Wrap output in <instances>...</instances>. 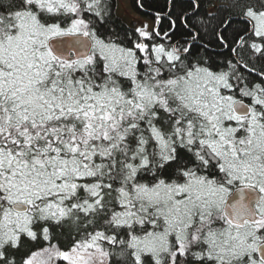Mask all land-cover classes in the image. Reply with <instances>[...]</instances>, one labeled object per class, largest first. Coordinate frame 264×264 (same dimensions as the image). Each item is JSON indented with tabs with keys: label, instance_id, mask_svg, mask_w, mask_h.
I'll return each mask as SVG.
<instances>
[{
	"label": "snow or ice",
	"instance_id": "obj_1",
	"mask_svg": "<svg viewBox=\"0 0 264 264\" xmlns=\"http://www.w3.org/2000/svg\"><path fill=\"white\" fill-rule=\"evenodd\" d=\"M198 10L131 47L99 34L105 0L0 11V264L24 236L48 245L21 264H264V70L194 55L209 33L236 52L230 19ZM243 16L264 57V10ZM81 219L71 248L51 243Z\"/></svg>",
	"mask_w": 264,
	"mask_h": 264
},
{
	"label": "trees",
	"instance_id": "obj_2",
	"mask_svg": "<svg viewBox=\"0 0 264 264\" xmlns=\"http://www.w3.org/2000/svg\"><path fill=\"white\" fill-rule=\"evenodd\" d=\"M20 0H0V11H6L9 6H19ZM106 4L110 5V18L105 22L97 24L99 34L105 39L116 38L118 42L131 47L133 41L137 39L134 24H127L116 14L117 0H105ZM133 8L141 15L154 19L156 15H160L161 23L159 25L160 31L163 33L170 30L169 20L178 16L187 14L191 16L193 9V0H131ZM218 3L212 12L208 11L210 7ZM247 7H252L256 11L264 10V0H199V10L195 17H191L192 22L196 23L198 17L203 18L208 14H217L220 21L230 19L227 25L225 35L229 39L232 47L236 48V52H232L229 47H221L211 33L202 35L203 42H209L211 50L207 51L198 46L193 47V54L199 55L201 58L210 57L215 64L217 61L224 62L225 60H233V62L240 60L248 62L249 68L256 71L264 70V57L261 58L259 54L253 55V50L249 45L253 42V38L249 33L250 25L243 16V10ZM169 13L171 14L169 16ZM91 16L92 14H88ZM248 34V35H246ZM246 35V36H245ZM183 36V29L177 25L175 35L172 37L173 42L180 40ZM244 36L247 39V44L242 45L238 43L239 37ZM142 40L144 38H141ZM233 41H236L233 43ZM151 43V41H147ZM156 43L161 41L156 40ZM255 42L261 43L259 38H255ZM142 55V54H140ZM98 71H103V65L98 66ZM246 72V71H245ZM253 82H258V77L255 72L248 73ZM80 232L77 231V224L72 221H65L61 224L50 223L48 226L51 233V243L58 244L62 250L71 248L75 240L80 239V233L84 231H92V227L84 228V220L79 221ZM99 227V222L97 223ZM35 230H39L38 228ZM48 242L42 236L38 239L31 240L26 236L22 237L19 247L17 249H9V255L15 258L16 264H21L22 259L26 258L33 251H38L46 247ZM115 252L119 253L120 248L116 247ZM60 264V262H58ZM111 264H132L131 258H123L119 256L111 257Z\"/></svg>",
	"mask_w": 264,
	"mask_h": 264
},
{
	"label": "rangeland",
	"instance_id": "obj_3",
	"mask_svg": "<svg viewBox=\"0 0 264 264\" xmlns=\"http://www.w3.org/2000/svg\"><path fill=\"white\" fill-rule=\"evenodd\" d=\"M218 3H214L212 7L208 9V11L212 12L215 7H218ZM116 14L123 19L127 24H134L135 27L139 28L142 25H148L151 30L153 27V19L145 17L139 14L131 3V0H117ZM60 264H67L65 261H58Z\"/></svg>",
	"mask_w": 264,
	"mask_h": 264
},
{
	"label": "flooded vegetation",
	"instance_id": "obj_4",
	"mask_svg": "<svg viewBox=\"0 0 264 264\" xmlns=\"http://www.w3.org/2000/svg\"><path fill=\"white\" fill-rule=\"evenodd\" d=\"M156 19H157V16L154 17V19H153V23H155ZM153 26H154V24H153ZM152 28H153V27H152ZM143 40L146 41L147 38H144ZM147 41H148V40H147ZM149 41H150V40H149ZM159 41H161V40H159ZM161 42L167 43V41H161ZM261 58H262V57H261ZM245 71L247 72V70H245ZM246 102L250 103V100H247V99H246Z\"/></svg>",
	"mask_w": 264,
	"mask_h": 264
},
{
	"label": "water",
	"instance_id": "obj_5",
	"mask_svg": "<svg viewBox=\"0 0 264 264\" xmlns=\"http://www.w3.org/2000/svg\"><path fill=\"white\" fill-rule=\"evenodd\" d=\"M156 16H159V17H160V15H156ZM154 27H156L155 23H154V26H153V28H154ZM246 35H248V34H246ZM246 35H245V36H246ZM238 43H239V42H238Z\"/></svg>",
	"mask_w": 264,
	"mask_h": 264
}]
</instances>
